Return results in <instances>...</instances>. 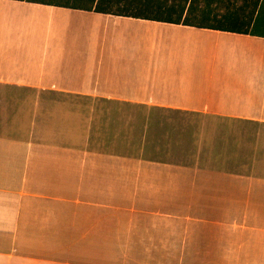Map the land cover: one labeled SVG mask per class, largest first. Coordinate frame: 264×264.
Returning <instances> with one entry per match:
<instances>
[{
    "label": "crops",
    "instance_id": "0c3cea01",
    "mask_svg": "<svg viewBox=\"0 0 264 264\" xmlns=\"http://www.w3.org/2000/svg\"><path fill=\"white\" fill-rule=\"evenodd\" d=\"M0 9L8 30L21 15L46 21L38 42L0 40L1 85L264 125V63L218 67L236 54L264 61L263 38L9 0ZM131 28L145 32L115 39ZM110 30L113 44L136 45L144 34L163 54L151 63L73 52L83 39L106 43ZM50 118L45 128L58 120ZM65 137L0 135V264H264V176L91 150Z\"/></svg>",
    "mask_w": 264,
    "mask_h": 264
},
{
    "label": "rangeland",
    "instance_id": "374dc122",
    "mask_svg": "<svg viewBox=\"0 0 264 264\" xmlns=\"http://www.w3.org/2000/svg\"><path fill=\"white\" fill-rule=\"evenodd\" d=\"M1 12L7 11L0 9V16ZM41 15V12H35L30 19H23L21 15L20 22H12L11 30L4 28L0 17V40L40 41L44 30L38 24H46ZM73 24L78 29L89 30L93 36L100 34L99 26ZM121 30H116L115 39L119 41L134 39L133 30L141 31L131 28L122 38ZM114 31L100 37L106 43L88 45L83 39L73 52L96 54L106 50L123 57L151 56V63L163 54L151 49V39L144 34L136 45L119 41L113 44L110 34ZM141 32L145 31L142 29ZM207 52L212 53V49ZM261 63L264 61L258 57L236 54L222 60L218 67L253 70ZM50 116L58 120L53 118L51 122L55 123L48 129L43 121L52 119ZM34 118L39 124L37 131L32 133ZM67 132L76 137L70 143L91 150L264 176V125L211 116L177 115L144 106L65 97L0 84V135L67 143ZM192 139L197 142L192 144ZM187 148L194 149V153L187 152ZM256 164L260 165L258 169H255Z\"/></svg>",
    "mask_w": 264,
    "mask_h": 264
},
{
    "label": "trees",
    "instance_id": "16d2710c",
    "mask_svg": "<svg viewBox=\"0 0 264 264\" xmlns=\"http://www.w3.org/2000/svg\"><path fill=\"white\" fill-rule=\"evenodd\" d=\"M9 1L25 2V3L43 5L52 8L96 13L101 15L142 20V21H150L161 24L177 25L183 27L205 29L210 31L233 33L238 35H247L251 37H259L264 39V0H9ZM60 95L65 97H72V98L79 97V96L66 95V94H60ZM82 98H87V97H82ZM105 102H111V101H105ZM160 110L164 112H171L177 115L189 114L198 117L203 116L200 114L187 113L181 111H172V110H163V109ZM191 142L192 144H194L197 141L192 139ZM162 145H164V143ZM193 150L187 148V152L192 151V153H194ZM180 152H182L181 149ZM211 169H216V168H211Z\"/></svg>",
    "mask_w": 264,
    "mask_h": 264
}]
</instances>
